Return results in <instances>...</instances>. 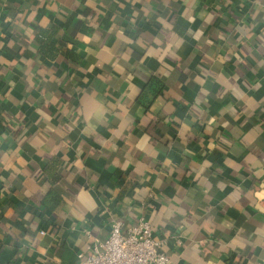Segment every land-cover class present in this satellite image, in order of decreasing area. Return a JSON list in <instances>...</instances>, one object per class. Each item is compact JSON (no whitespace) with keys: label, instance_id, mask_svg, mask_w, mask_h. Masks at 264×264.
Returning <instances> with one entry per match:
<instances>
[{"label":"crops","instance_id":"crops-1","mask_svg":"<svg viewBox=\"0 0 264 264\" xmlns=\"http://www.w3.org/2000/svg\"><path fill=\"white\" fill-rule=\"evenodd\" d=\"M140 216L170 264H264V0H0V264Z\"/></svg>","mask_w":264,"mask_h":264},{"label":"built area","instance_id":"built-area-1","mask_svg":"<svg viewBox=\"0 0 264 264\" xmlns=\"http://www.w3.org/2000/svg\"><path fill=\"white\" fill-rule=\"evenodd\" d=\"M166 244L167 239L156 236L144 216L129 226L115 220L110 235L97 239L88 254L80 253L78 264H170V257L163 251Z\"/></svg>","mask_w":264,"mask_h":264},{"label":"trees","instance_id":"trees-1","mask_svg":"<svg viewBox=\"0 0 264 264\" xmlns=\"http://www.w3.org/2000/svg\"><path fill=\"white\" fill-rule=\"evenodd\" d=\"M40 32H39V35H38V40H40L41 41V43L44 45V43H45V47L46 46H48V45H50V43H48V41H45L44 42V38L45 37H47L48 36V34H49V30H43V29H40L39 30ZM51 32V31H50ZM52 35H53V33H51ZM41 48H42V50H44V46H41ZM60 177L61 176H56L55 177V179H53V182H56L57 180H59L60 179ZM58 196L56 195V194H54V192H52V190H50L48 193H47V195H46V197H45V199H44V203L47 205V207L49 206V207H53V206H55L57 203H56V201L58 200ZM152 224V223H151ZM153 225V224H152ZM153 228H154V226H153Z\"/></svg>","mask_w":264,"mask_h":264}]
</instances>
